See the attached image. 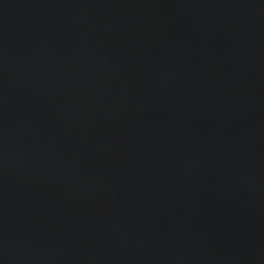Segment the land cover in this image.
I'll use <instances>...</instances> for the list:
<instances>
[{"label": "water", "instance_id": "obj_1", "mask_svg": "<svg viewBox=\"0 0 264 264\" xmlns=\"http://www.w3.org/2000/svg\"><path fill=\"white\" fill-rule=\"evenodd\" d=\"M0 264H264V0H0Z\"/></svg>", "mask_w": 264, "mask_h": 264}]
</instances>
